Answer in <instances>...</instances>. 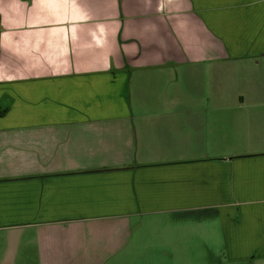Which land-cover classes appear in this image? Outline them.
Here are the masks:
<instances>
[{
  "label": "crops",
  "instance_id": "crops-1",
  "mask_svg": "<svg viewBox=\"0 0 264 264\" xmlns=\"http://www.w3.org/2000/svg\"><path fill=\"white\" fill-rule=\"evenodd\" d=\"M186 208L264 263V0H0V264L167 255L140 216Z\"/></svg>",
  "mask_w": 264,
  "mask_h": 264
},
{
  "label": "rangeland",
  "instance_id": "rangeland-1",
  "mask_svg": "<svg viewBox=\"0 0 264 264\" xmlns=\"http://www.w3.org/2000/svg\"><path fill=\"white\" fill-rule=\"evenodd\" d=\"M150 75L153 73L151 72ZM148 78L152 80L151 77ZM194 80L196 81V79ZM195 81L191 84L187 77L182 78L184 107L190 105L195 95L194 89L187 90L184 87L199 86L200 89L205 87L202 78ZM142 215L141 219L151 218L153 224L150 229H144L143 226L142 238L136 240L133 247L141 243V246L144 244L145 248L151 244L154 248H167L168 253L167 255L152 256L151 259L144 253L141 259H146V261L139 263L135 261L133 264H233L228 262L224 255L219 234L208 236L213 234L211 226L214 223L219 231L217 217L211 219L205 214V211L190 208L177 211H151Z\"/></svg>",
  "mask_w": 264,
  "mask_h": 264
}]
</instances>
